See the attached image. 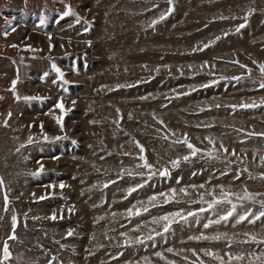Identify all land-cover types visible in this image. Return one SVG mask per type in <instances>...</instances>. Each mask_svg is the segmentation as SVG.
<instances>
[{"label": "rangeland", "instance_id": "374dc122", "mask_svg": "<svg viewBox=\"0 0 264 264\" xmlns=\"http://www.w3.org/2000/svg\"><path fill=\"white\" fill-rule=\"evenodd\" d=\"M69 6L76 16L60 20ZM260 64L264 0H0V258L5 243L11 254L4 264H220L206 251L226 261L243 253L232 264H248L264 252L240 243L264 239V218L205 229L229 206L199 211L222 192L246 189L264 200ZM31 96L43 99H23ZM61 99L63 128L54 119ZM253 103L260 106L240 107ZM185 136L202 151L174 168L188 149L173 142ZM141 155L155 175L140 166ZM232 199L237 215L259 210ZM175 212H195L199 223L177 217L167 232L164 221L154 223ZM202 234L226 238L192 239Z\"/></svg>", "mask_w": 264, "mask_h": 264}, {"label": "snow or ice", "instance_id": "6c2138e0", "mask_svg": "<svg viewBox=\"0 0 264 264\" xmlns=\"http://www.w3.org/2000/svg\"><path fill=\"white\" fill-rule=\"evenodd\" d=\"M168 3H169V5H172L173 4V0H168ZM173 10H174L173 8H169L167 13L161 14L158 20H154L153 21V25H155L156 23H159L160 21L165 20L167 18V16L170 15ZM251 11H254V10H250L249 14H251ZM69 16H76V13L73 11L71 6H69L67 8V10L64 11L61 14L60 20H63L65 17H69ZM46 21H47L46 17L42 16L40 18V24L42 26L46 24ZM76 22L77 23L80 22V18L79 17H77V21ZM57 23H59V21H57ZM244 27H246L245 24L239 25V27L236 29L237 32H239L240 29H242ZM15 30H16L15 28H12V31H15ZM5 35H7V32H5ZM49 39H51V36H49ZM217 39H219V37ZM205 47H208V45H205ZM242 67H246V66L242 65ZM52 68L59 74V79L61 81H63L64 84H67L68 81L64 79V73L59 68L56 67L55 63L52 64ZM259 69H260L261 74L264 75V64H260L259 65ZM249 71H251V70H249ZM47 75H48L47 73L44 74L45 77ZM236 79H239V78H236ZM16 83H17L16 81H13V83H12V91L13 92H15V90H16ZM205 86H207V85H205ZM260 87L264 88V80L261 81ZM16 98L18 100L21 99V97L18 96V95H17ZM0 99H2V97H0ZM23 99L25 101H31V100L43 99V97L31 96V97H23ZM261 103L264 104V101H262ZM259 106L260 105H257L255 103H253V104H244V105H241L240 107H242V108H256V107H259ZM55 107L60 110L61 115H55L54 119H55L56 123L58 125H60L61 128H63V116L66 115L67 113L65 111V106L63 104L62 99L59 102L56 103ZM10 116H11V113H9V117ZM5 124H7V121H5ZM40 127L42 129L43 128V124H41ZM249 135H251V133ZM258 135L264 136V133H259ZM43 138L45 140L49 139V137L47 135H45ZM64 138H66V137H55V139H57V140L58 139H64ZM31 142H32V139L29 138V143H31ZM173 143H176V144L182 143L188 149V154L187 155H184L181 158H178L176 160L171 161L172 166L174 168L180 166L181 159L183 161H188L191 157H195L198 153H200L202 151L201 149H199L195 145H193L189 141L187 136H185L182 141L181 140H176ZM209 143L214 144V142L211 141V140H209ZM22 147H23V145H22ZM139 147H140V151L143 152L144 151L143 146L140 145ZM221 147H223V145H221ZM214 151H215V148H213V152ZM224 152H228V149L224 148ZM207 155L209 157L215 158L213 156L212 152H208ZM232 155H235L234 151L232 152ZM139 159L141 161H143V164L140 165V166L148 169L150 175H155V173L151 172L152 165L148 163L146 157L141 155L139 157ZM261 164H264V157H261ZM42 171H43V165H41L40 169L36 173H33V175H39L40 172H42ZM129 175H131V173H129ZM160 175L168 176V175H170V173H169L168 169H164L162 172H160ZM0 183H2V180H0ZM48 187H50L52 189H55L56 185H49ZM59 187L61 189H63L65 187V185L63 183H61L59 185ZM138 187H144V184H140V185H138ZM193 187H195V186H193ZM199 187L203 188L204 185H200ZM136 190H137L136 187L130 188L128 190L129 195H131ZM171 191H172V196L174 197L175 194H176V190L172 189ZM181 191H185L186 192L185 189H182ZM160 195H167V194L161 193ZM257 195H259V194L248 192L245 189L244 192H243V195L238 194V193L222 192L220 197H217V198H215V199H213L211 201H206L205 203L208 204V208H201L199 210L200 212H206V211H209L211 209H216L217 206H222V205H228L229 207H227L224 210L223 214L218 215L216 219H209L207 221V223H204L203 224V228L208 229V228L213 227L214 225L227 224L233 217H235V223L236 224H240V223H243L245 221H247L250 224H255L257 220H261L262 218H264V200H257L256 199ZM232 197H236V199L241 202L239 207H243L244 206L243 205L244 201H250L252 204H259V206H260L259 210L254 212L251 209H245L243 213L237 215L238 205H237V203H235L233 201ZM45 198L46 197H40V199H45ZM150 199L155 201L157 199V197L153 196ZM5 201L7 202V196L6 195H5ZM153 206H155V205H153ZM69 211H72V210L69 209ZM143 211L147 212L148 208L145 207L143 209ZM129 214L130 215L134 214L136 216H139V215H141V211L139 209H137L135 211V213H133L132 209H129ZM213 215H217V213L214 212ZM170 217H171V219H170ZM177 217H179L180 220H183L185 223L188 222V217H195L196 218V222L199 223V216L195 212H189L187 214V216L182 215L180 212L169 213L168 215L160 217L158 220H154V223H159L161 220L164 221L165 222L164 225H163L164 231L167 232V231H169V229H170V227H171V225L173 223H177L178 222L177 219H176ZM60 218H63V217L61 216ZM51 219H53V220L57 219V216H56L55 213L52 215ZM15 222H16V217L14 216L13 217V223L15 224ZM159 234L160 233H157V235H159ZM68 235L69 236L73 235L72 231H69ZM245 235H248V234L246 233ZM9 238L10 239H15V236L13 235V236H10ZM222 238H226V234L216 235V236H212V237H209V236H206V235L202 234L200 236L192 237V239H195V240H200V239L220 240ZM148 239H152V237L149 236ZM136 242L137 243H143V241L139 240V239ZM240 243H251V244H256V245H264V239H258L256 236L253 235V236L250 237L249 240L240 241ZM168 251L171 252L172 249H168ZM2 252H3V256H2V258H0V264H4V262L8 261L10 259V257H11V254L9 252L7 243H5V245H4L3 249H2ZM193 254L195 255V251H193ZM204 254L206 256H211L215 260H218L220 262V264H232V261L241 262V261L245 260V255L243 253L233 255L232 253L229 252L227 254V261L224 259V257L217 255L215 252L206 251ZM157 255H160V254L157 253ZM251 256H252V258L248 261V264H264V252H261L259 255L251 254ZM169 264H173V262L170 261ZM192 264H196V261H193ZM199 264H204V261H202V260L199 261Z\"/></svg>", "mask_w": 264, "mask_h": 264}]
</instances>
